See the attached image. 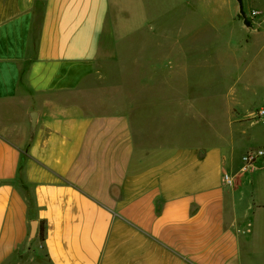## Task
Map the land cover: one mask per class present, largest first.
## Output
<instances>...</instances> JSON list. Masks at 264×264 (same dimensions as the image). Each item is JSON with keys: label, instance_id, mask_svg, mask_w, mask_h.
Segmentation results:
<instances>
[{"label": "crops", "instance_id": "crops-1", "mask_svg": "<svg viewBox=\"0 0 264 264\" xmlns=\"http://www.w3.org/2000/svg\"><path fill=\"white\" fill-rule=\"evenodd\" d=\"M165 1L151 0L156 15L146 19L145 0H0V264L35 258L26 253L33 220V253L43 264H249L255 256L264 164L251 173L241 165L245 152L264 144L247 137L237 155L179 149L161 162L167 147L156 143V129L145 135V91L156 98L162 69V33L152 23ZM232 2L170 5L216 6L217 21ZM243 3L257 16L264 11V0ZM206 20L194 28L204 30ZM178 30L165 35L170 56L183 52ZM120 44L137 61V78L106 75ZM117 65L131 66L125 57ZM236 81L254 85L249 91L262 83ZM238 123L243 131L252 127ZM42 221L45 241L38 237Z\"/></svg>", "mask_w": 264, "mask_h": 264}, {"label": "rangeland", "instance_id": "rangeland-1", "mask_svg": "<svg viewBox=\"0 0 264 264\" xmlns=\"http://www.w3.org/2000/svg\"><path fill=\"white\" fill-rule=\"evenodd\" d=\"M144 3L146 19L154 17L151 0H145ZM242 6L250 20L253 6L249 3H243ZM217 9L216 6L203 9L197 6H171L168 0L161 7L160 18L152 23L162 33V53L158 55L162 69L155 75L159 81L156 98L146 88L145 101L142 103L144 113H140V118L145 135L152 136L156 129V143L167 147V150L158 154L161 162L179 149L188 153L198 149H225L227 153L234 152L237 155L241 149L238 143L247 137H252L250 142L255 146L264 144V118L255 116L258 109L264 108V11L250 20L251 26H247L238 1L233 0L226 9L219 8V11H224L220 12L216 21L214 17ZM206 18L207 28H194L197 21ZM179 27L183 29V41L178 48L183 52L171 57L164 52L168 45L165 35L179 31ZM255 29L259 30L257 34L251 32ZM223 31L226 38L220 39L219 35ZM225 39L228 45L221 47ZM240 40L250 41L249 46L243 48L239 45ZM224 48L228 53L220 54ZM115 51L109 55L106 75L114 79L137 78L139 70L134 56L122 54L121 44L118 48L115 46ZM124 57L131 66L122 69L117 63ZM234 72L240 73V76L237 77ZM222 74L228 77L223 78ZM239 77L253 79L256 83L262 80V83L259 82L249 91L248 88L254 85L240 86L236 81ZM153 99L156 107L153 106ZM155 110L160 113H152ZM242 120L252 127L243 131V124L238 123ZM233 141L237 142L235 147ZM252 238L256 253L249 264H264V223L257 217ZM35 243L26 252L35 257L30 264H43L42 258L33 253Z\"/></svg>", "mask_w": 264, "mask_h": 264}, {"label": "built area", "instance_id": "built-area-1", "mask_svg": "<svg viewBox=\"0 0 264 264\" xmlns=\"http://www.w3.org/2000/svg\"><path fill=\"white\" fill-rule=\"evenodd\" d=\"M259 14V11L253 10L251 18L256 17ZM258 118H264V108H260L256 111L255 114ZM264 164V147L252 148L244 153L242 157L241 170L243 172H254L258 170L261 165ZM224 180L228 185L233 186L234 178L230 174H224Z\"/></svg>", "mask_w": 264, "mask_h": 264}, {"label": "water", "instance_id": "water-1", "mask_svg": "<svg viewBox=\"0 0 264 264\" xmlns=\"http://www.w3.org/2000/svg\"><path fill=\"white\" fill-rule=\"evenodd\" d=\"M36 123H37V119H36V113H34V116L32 118V129L36 128ZM37 233H38V221L37 220H33L31 222V232L27 238L26 241V247L27 249H30L34 239L37 237Z\"/></svg>", "mask_w": 264, "mask_h": 264}, {"label": "trees", "instance_id": "trees-1", "mask_svg": "<svg viewBox=\"0 0 264 264\" xmlns=\"http://www.w3.org/2000/svg\"><path fill=\"white\" fill-rule=\"evenodd\" d=\"M238 1V3L240 4V6H241V16L244 18V23L247 25V26H251V19L249 20L247 17H246V15H245V13H244V10H243V0H237ZM24 157H25V154L23 153V159H24ZM21 166H22V162H21ZM39 239L41 240V241H45V238H46V228H45V224H44V222L42 221L41 222V225H40V229H39Z\"/></svg>", "mask_w": 264, "mask_h": 264}]
</instances>
